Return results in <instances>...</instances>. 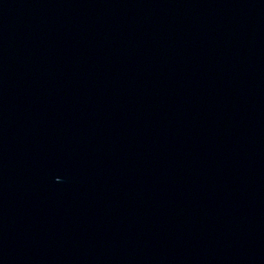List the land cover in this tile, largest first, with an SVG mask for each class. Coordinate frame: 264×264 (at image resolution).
<instances>
[{
    "label": "water",
    "instance_id": "1",
    "mask_svg": "<svg viewBox=\"0 0 264 264\" xmlns=\"http://www.w3.org/2000/svg\"><path fill=\"white\" fill-rule=\"evenodd\" d=\"M0 264H264V0H0Z\"/></svg>",
    "mask_w": 264,
    "mask_h": 264
}]
</instances>
